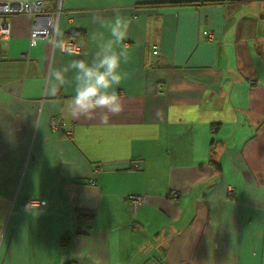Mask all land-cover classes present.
I'll return each mask as SVG.
<instances>
[{"label": "crops", "instance_id": "obj_1", "mask_svg": "<svg viewBox=\"0 0 264 264\" xmlns=\"http://www.w3.org/2000/svg\"><path fill=\"white\" fill-rule=\"evenodd\" d=\"M195 1L63 0L54 42L32 47L31 17L6 19L0 264H264V0L174 4ZM117 14L123 110L74 120L73 87L50 95V72L91 60L93 15Z\"/></svg>", "mask_w": 264, "mask_h": 264}, {"label": "clouds", "instance_id": "obj_2", "mask_svg": "<svg viewBox=\"0 0 264 264\" xmlns=\"http://www.w3.org/2000/svg\"><path fill=\"white\" fill-rule=\"evenodd\" d=\"M101 31L92 35L95 54L91 60L76 59L50 72L47 81L49 94L55 96L58 90L69 84L74 94L68 100L65 111L74 120L93 119L97 116L106 121L123 110L117 88L127 78L122 64L128 63L130 52L124 43L128 36L130 20L122 15L105 19L93 15ZM71 78L68 79V74Z\"/></svg>", "mask_w": 264, "mask_h": 264}, {"label": "built area", "instance_id": "obj_3", "mask_svg": "<svg viewBox=\"0 0 264 264\" xmlns=\"http://www.w3.org/2000/svg\"><path fill=\"white\" fill-rule=\"evenodd\" d=\"M52 1L55 2V7L50 9L49 4ZM62 1L63 0H0V40L9 38L10 26L6 20L8 17L27 15L30 16L33 21V27L29 35L30 47L34 46L39 39H51L54 42ZM64 49L68 52L78 51V48L70 42L64 45ZM157 94H163V89L161 87L157 88ZM52 127H55L54 123H52ZM134 169L138 170L139 167L135 165ZM173 197L175 198L176 195L174 194ZM227 197L229 199H234L235 191L229 189ZM126 200L130 213L136 215L140 205L145 202V196H128ZM44 205L45 202L43 201H27L24 203V208L30 210L34 207H42ZM89 216H92V214H89Z\"/></svg>", "mask_w": 264, "mask_h": 264}, {"label": "trees", "instance_id": "obj_4", "mask_svg": "<svg viewBox=\"0 0 264 264\" xmlns=\"http://www.w3.org/2000/svg\"><path fill=\"white\" fill-rule=\"evenodd\" d=\"M234 0H197L195 2H178L174 3L177 5H193L196 9L202 6H223L225 4L231 3ZM80 35H76V38L79 39ZM174 195V194H173ZM69 236H65L64 242L68 241Z\"/></svg>", "mask_w": 264, "mask_h": 264}]
</instances>
